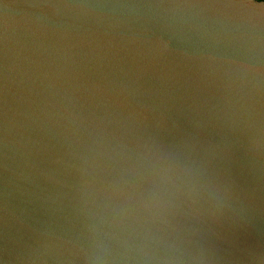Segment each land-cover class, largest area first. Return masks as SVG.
Wrapping results in <instances>:
<instances>
[{
  "label": "water",
  "instance_id": "obj_1",
  "mask_svg": "<svg viewBox=\"0 0 264 264\" xmlns=\"http://www.w3.org/2000/svg\"><path fill=\"white\" fill-rule=\"evenodd\" d=\"M0 264H264V0H0Z\"/></svg>",
  "mask_w": 264,
  "mask_h": 264
},
{
  "label": "clouds",
  "instance_id": "obj_2",
  "mask_svg": "<svg viewBox=\"0 0 264 264\" xmlns=\"http://www.w3.org/2000/svg\"><path fill=\"white\" fill-rule=\"evenodd\" d=\"M171 182L165 178H161L159 181L154 182L150 191L149 196L150 200L145 204L144 198L140 194H129L126 199L130 205H137L149 207L150 214L153 217L162 216L165 212L168 211L171 206V188L169 184ZM172 188H176V185H172ZM178 190V189H177Z\"/></svg>",
  "mask_w": 264,
  "mask_h": 264
}]
</instances>
